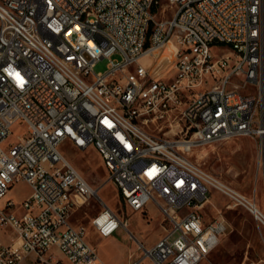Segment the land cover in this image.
I'll list each match as a JSON object with an SVG mask.
<instances>
[{"label":"built area","instance_id":"2783aa9c","mask_svg":"<svg viewBox=\"0 0 264 264\" xmlns=\"http://www.w3.org/2000/svg\"><path fill=\"white\" fill-rule=\"evenodd\" d=\"M241 137L256 139L264 174V0H0V201L31 188L19 209L0 207L13 238L0 264H103L69 220L98 193L65 143L97 152L131 210L163 215L160 239L129 264H201L228 229L202 215L211 189L264 226L255 199L193 160ZM91 225L102 238L128 230L107 205Z\"/></svg>","mask_w":264,"mask_h":264},{"label":"rangeland","instance_id":"374dc122","mask_svg":"<svg viewBox=\"0 0 264 264\" xmlns=\"http://www.w3.org/2000/svg\"><path fill=\"white\" fill-rule=\"evenodd\" d=\"M218 49L219 46L216 45L213 48L214 52H218ZM108 64V59L100 61L95 73H104ZM22 128L21 123L15 124L8 142H16L17 134ZM61 151L98 193L96 198L71 214V224L85 227L87 241L97 250L103 264H129L136 261L142 255L138 249L139 243L150 248L162 236L163 215L153 203L144 212H136L127 207L109 181L102 160L94 149L79 150L70 143H65ZM257 155L256 139L241 137L198 149L193 160L198 161L206 171L224 184L255 199L264 213V174L258 171ZM30 194L31 188L26 182H17L0 201V207L5 208L8 201H13L19 209ZM105 205L128 222V230L121 228L108 238H102L96 233L91 221ZM202 215L207 221L224 218L228 229L217 248L201 264H264V226L244 208L235 206L226 195L211 189L209 202L202 209ZM9 241L10 235H0V242ZM50 254L56 259L63 258L56 249ZM20 264L42 263L28 256Z\"/></svg>","mask_w":264,"mask_h":264},{"label":"bare ground","instance_id":"6f19581e","mask_svg":"<svg viewBox=\"0 0 264 264\" xmlns=\"http://www.w3.org/2000/svg\"><path fill=\"white\" fill-rule=\"evenodd\" d=\"M173 46L169 45L167 48L163 51V58L168 59L169 56L171 58V52L173 51ZM262 211V210H261ZM263 212V211H262Z\"/></svg>","mask_w":264,"mask_h":264},{"label":"crops","instance_id":"0c3cea01","mask_svg":"<svg viewBox=\"0 0 264 264\" xmlns=\"http://www.w3.org/2000/svg\"><path fill=\"white\" fill-rule=\"evenodd\" d=\"M6 234H7V235H10V241H9V242H4V243L1 242V243H2L3 245H10V244L13 242L12 234L9 233V232H2V231L0 232V235H2V236H3V235H6Z\"/></svg>","mask_w":264,"mask_h":264}]
</instances>
